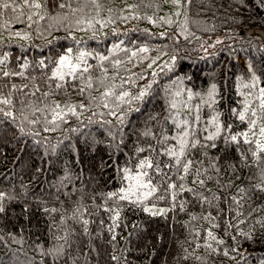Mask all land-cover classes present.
Here are the masks:
<instances>
[{"label": "trees", "instance_id": "16d2710c", "mask_svg": "<svg viewBox=\"0 0 264 264\" xmlns=\"http://www.w3.org/2000/svg\"><path fill=\"white\" fill-rule=\"evenodd\" d=\"M7 2L15 11L0 9V101H10L0 103V264H264V152L256 133L251 143L242 135L253 120L264 127V40L229 12H250L264 30L260 1ZM69 49L86 64L61 81L53 73ZM217 115L228 131L205 140ZM184 131L199 143L180 166L157 155L178 151ZM143 158L170 180L148 169L159 187L143 205L109 199L126 184L122 169ZM147 204L169 210L152 215Z\"/></svg>", "mask_w": 264, "mask_h": 264}, {"label": "snow or ice", "instance_id": "6c2138e0", "mask_svg": "<svg viewBox=\"0 0 264 264\" xmlns=\"http://www.w3.org/2000/svg\"><path fill=\"white\" fill-rule=\"evenodd\" d=\"M174 3H179V0H173ZM25 3L27 6L35 9H39L41 5L39 3H29V0H25ZM60 7H64V5H60ZM0 9H12L15 11V5L8 3L7 0H2L0 2ZM178 14V13H177ZM29 19H31V16H29ZM19 35V33H17ZM144 49H142L143 51ZM69 54L71 53V49L68 50ZM83 53H81V56L78 57V60H82ZM43 63V61H41ZM65 69L67 71H65ZM80 69V64L76 63L74 64L72 60L70 59L69 55H62L59 57L58 60V67L56 71L53 73L54 78H58L59 80L63 81L65 78V75L73 76L78 70ZM83 71L87 72L88 68H83ZM4 75H8L5 73ZM62 85H57V87H61ZM90 86V85H89ZM215 89V86H213V90ZM83 91V90H81ZM107 95V93L105 94ZM124 96L128 95L127 93L123 94ZM143 95V93H141ZM189 98L191 99V94H189ZM120 99H123V96L120 97ZM211 99V96H210ZM260 100H261V107L264 108V89H261L260 91ZM0 103L8 104L10 101L3 100L0 101ZM59 107V106H57ZM81 107H83L81 105ZM247 109H245L246 111ZM73 114H75L74 109L72 110ZM6 115H11V113H5ZM114 114V113H113ZM239 119L244 120L245 119V112H240ZM253 116L256 115L255 112L252 113ZM200 120V116L196 115L194 117V121L198 122ZM187 125V121L184 122ZM209 124H211L214 127V132L209 133L204 137L205 140L209 141H215L218 137L221 136V133L224 131H228V126H224L221 124L219 120V115L214 116L210 121H208ZM256 121L253 120L250 122V126L254 127ZM208 129L205 128V132H207ZM259 134L261 137H264V127H261L259 129ZM244 137L245 143H251V141L247 138V133L242 134ZM193 139H189V131H184L182 135L177 137L178 143H179V150L177 151L175 148H168L165 150V153H157V155L160 154H167L169 157H172L175 159V164L177 166L181 165V158L185 156V150L188 148L189 143H191V147L195 148L197 144L199 143L198 139H195V131L192 132ZM226 140H230L231 142L237 141L236 135H231L230 137L225 138ZM256 149L259 150V152H264V143H261L259 140L255 141ZM215 146L214 144L212 145ZM145 149H139L138 151H144ZM253 155H257L258 153L256 151L253 152ZM193 161L192 160H186L184 161L182 165V170L185 174H187L189 168L191 167ZM171 165H165V167H170ZM148 169H152L154 173L160 175L162 173L161 166L159 162L153 163V161L150 158H143L140 159L134 169H130L128 167H125L122 169V180L127 181L126 187H121L118 192H111L108 194L109 199L113 197H118L121 201H128L129 203L133 204H141L143 205L146 200H148L150 197H152L158 190L159 184H154L153 182V176H150L148 173ZM167 179L170 180V177H167V174H163ZM183 179V177H180ZM200 183H203V181H200ZM177 185L175 183H168V188L175 189ZM182 187V186H181ZM0 199H2V195H0ZM108 210V209H106ZM145 212L152 213L153 215L157 214L156 212H153V209L150 207L145 206L143 208ZM4 208L0 206V212H3ZM164 210H160L159 214H163ZM115 218H119V212L115 213ZM87 223V221H85ZM209 236H211V232L208 233ZM214 238V237H213ZM113 239H115V236H113ZM227 254V253H225ZM113 259H116V257H113Z\"/></svg>", "mask_w": 264, "mask_h": 264}, {"label": "rangeland", "instance_id": "374dc122", "mask_svg": "<svg viewBox=\"0 0 264 264\" xmlns=\"http://www.w3.org/2000/svg\"><path fill=\"white\" fill-rule=\"evenodd\" d=\"M169 3H174L173 2V0H167ZM171 5V4H170ZM213 42V41H212ZM209 49V46H207V48H205V50H208ZM73 52H75V56H73L71 53L69 54V56H70V59L72 60V62L74 63V64H76V63H79L80 64V66H82V67H84L85 66V64H86V61H85V59H83L82 58V60H78L77 58L78 57H80L81 56V53H83V52H81V51H79V50H77V51H73ZM67 55V54H66ZM85 56V53H83V57ZM154 63H155V61H154ZM151 65H153V66H159V64H156L155 63V65L153 64V60L151 59ZM65 71H67L66 69H65ZM67 76H69V75H65V77H67ZM259 128H258V130L256 131V128H255V126L253 127V129H252V132H247V138H251V136H254V134L256 133V141L257 140H259L261 143H264V137H261L260 136V134H259V129L261 128V126H258ZM126 185H127V181H126V184H125V186L124 187H126ZM145 206H147V207H150V208H152L153 209V212H156L157 214H155V215H164V214H166L167 212H168V208H166V207H160V206H151V205H144V207ZM160 210H164V212H163V214H159L160 213ZM149 213V212H148ZM150 214H152V213H150ZM153 215V214H152Z\"/></svg>", "mask_w": 264, "mask_h": 264}, {"label": "built area", "instance_id": "2783aa9c", "mask_svg": "<svg viewBox=\"0 0 264 264\" xmlns=\"http://www.w3.org/2000/svg\"><path fill=\"white\" fill-rule=\"evenodd\" d=\"M259 1L264 7V0H259ZM229 12L231 13L235 21L238 22L239 26L244 29V33L246 35H259L261 36V38L264 39L263 31L250 24L251 22L249 21V17H248V13L250 12L241 10L236 6H233L231 9H229Z\"/></svg>", "mask_w": 264, "mask_h": 264}]
</instances>
